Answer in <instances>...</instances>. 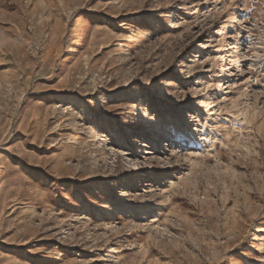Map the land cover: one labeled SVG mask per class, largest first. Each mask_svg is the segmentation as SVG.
I'll list each match as a JSON object with an SVG mask.
<instances>
[{
  "label": "rangeland",
  "instance_id": "374dc122",
  "mask_svg": "<svg viewBox=\"0 0 264 264\" xmlns=\"http://www.w3.org/2000/svg\"><path fill=\"white\" fill-rule=\"evenodd\" d=\"M0 264H264V0H0Z\"/></svg>",
  "mask_w": 264,
  "mask_h": 264
}]
</instances>
